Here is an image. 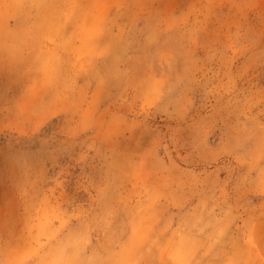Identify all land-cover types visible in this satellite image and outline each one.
<instances>
[{
	"label": "rangeland",
	"instance_id": "374dc122",
	"mask_svg": "<svg viewBox=\"0 0 264 264\" xmlns=\"http://www.w3.org/2000/svg\"><path fill=\"white\" fill-rule=\"evenodd\" d=\"M0 264H264V0H0Z\"/></svg>",
	"mask_w": 264,
	"mask_h": 264
}]
</instances>
